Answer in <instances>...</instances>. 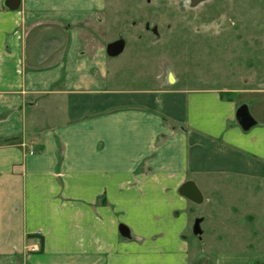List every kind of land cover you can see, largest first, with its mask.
Segmentation results:
<instances>
[{"label":"crops","instance_id":"0c3cea01","mask_svg":"<svg viewBox=\"0 0 264 264\" xmlns=\"http://www.w3.org/2000/svg\"><path fill=\"white\" fill-rule=\"evenodd\" d=\"M103 1L0 0V264H264V117L172 77L114 85ZM205 222H260V244Z\"/></svg>","mask_w":264,"mask_h":264},{"label":"rangeland","instance_id":"374dc122","mask_svg":"<svg viewBox=\"0 0 264 264\" xmlns=\"http://www.w3.org/2000/svg\"><path fill=\"white\" fill-rule=\"evenodd\" d=\"M93 23L88 31L104 49L125 42L110 59L117 87L153 90L170 76L188 89L225 90V97L264 117V0H205L196 6L189 0H104ZM260 225L205 222L204 237L230 246L226 233L236 229L239 236L250 235L249 246H259Z\"/></svg>","mask_w":264,"mask_h":264},{"label":"water","instance_id":"95a60500","mask_svg":"<svg viewBox=\"0 0 264 264\" xmlns=\"http://www.w3.org/2000/svg\"><path fill=\"white\" fill-rule=\"evenodd\" d=\"M203 1H205V0H189L190 4L192 6H196ZM19 3H20V0H4L3 6L9 11H15L19 7ZM124 48H125V42L123 40H117V41L112 42L106 46V48H105L106 55L110 58L116 57L123 52ZM245 114H246V110H245ZM187 188H190V190L193 191L192 192V199H194L195 202H199L200 201V193L194 187V184L192 182L185 183L182 186L181 191H186ZM186 193L187 192H185L184 195L191 197V195L186 194ZM193 230H194L195 234L200 233L199 222H195ZM119 231H120V234L122 237H125V238L129 237V232L124 226H120Z\"/></svg>","mask_w":264,"mask_h":264},{"label":"built area","instance_id":"2783aa9c","mask_svg":"<svg viewBox=\"0 0 264 264\" xmlns=\"http://www.w3.org/2000/svg\"><path fill=\"white\" fill-rule=\"evenodd\" d=\"M38 245V242H36L33 246H31L29 248L30 251L34 252V251H38V249L36 248V246Z\"/></svg>","mask_w":264,"mask_h":264}]
</instances>
